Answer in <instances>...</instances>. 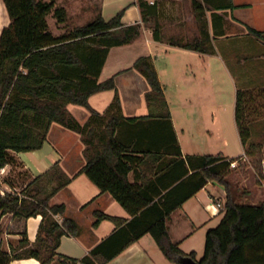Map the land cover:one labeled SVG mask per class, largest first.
<instances>
[{
	"label": "trees",
	"instance_id": "obj_1",
	"mask_svg": "<svg viewBox=\"0 0 264 264\" xmlns=\"http://www.w3.org/2000/svg\"><path fill=\"white\" fill-rule=\"evenodd\" d=\"M2 1L10 23L0 34V169L11 168L3 183L14 189L9 176L18 167L15 155L42 149L51 125L58 124L83 139L85 165L79 173L100 193L110 194L130 220L95 213L94 225L108 220L115 224V232L81 260L57 254L61 238L76 237L79 230L71 219L59 225L53 218L62 215L65 208L51 206L50 201L70 181L56 174L60 168L55 164L19 194L0 196V215L13 214L23 220L42 218L35 247L29 248L23 232L16 249L5 252L0 248V264L24 258L37 259L41 264H108L146 234L173 264H183L185 260L194 264H264V203L242 204L238 190L232 191L228 180L230 164L239 158L228 161L222 154L182 156L163 85L150 58L140 57L132 66L149 86L146 103L158 108L148 116L125 118L121 113L115 77L127 70L98 81L110 49L130 44L140 35L138 26L122 25L124 10L108 21L97 16L84 26L54 37L46 18L52 14L57 23H64L62 8L54 9L53 3L38 0ZM138 6L144 23L156 15L155 6L149 7L143 1ZM191 7L199 37L192 44L178 46L209 54L212 46L205 12L233 6L230 0H191ZM152 29L156 40L155 24ZM249 32L264 39L262 32ZM105 91L115 95L106 116H100L88 99ZM252 96L236 92L234 117L244 153L256 174H260L262 146L247 145L251 133L246 106ZM67 105L86 109L89 120L80 125L66 110ZM130 173L134 183L129 181ZM213 182L224 188L225 204L220 222L205 234L203 256L197 261L194 252L184 254L172 243L167 222L173 212Z\"/></svg>",
	"mask_w": 264,
	"mask_h": 264
},
{
	"label": "crops",
	"instance_id": "obj_2",
	"mask_svg": "<svg viewBox=\"0 0 264 264\" xmlns=\"http://www.w3.org/2000/svg\"><path fill=\"white\" fill-rule=\"evenodd\" d=\"M38 1L53 3L54 9L64 10L65 21L59 24L60 27L67 25V16L82 18L93 8L92 0ZM141 1L149 7H156V15L148 18L146 23L138 6ZM230 1L233 9L220 11L207 9L205 12L212 46L209 54H200L178 46V44H192L199 37L191 0H99L98 2L97 16L108 21L124 10L122 25L138 26L140 30L139 37L132 43L110 49L98 81L103 82L116 73L127 70L115 77L121 113L125 118L148 116L152 108L154 110L158 108L146 103L145 94L149 91V86L139 71L132 69V66L138 58L149 57L163 85L172 128L183 157L222 154L228 161L241 157L231 159L225 147L224 149L220 147L222 134L215 115L219 110L215 83L219 79L222 65L227 67L236 82L235 93L241 90L252 95V91L264 88V39H258L249 32V29H253L264 34V0ZM4 7L3 1L0 0V32L7 23H10L6 19L8 15ZM154 24L158 30L156 40L153 38ZM66 30H70L69 27ZM62 31L64 30H58V32ZM166 88L172 90L170 99L167 98ZM114 95L113 91L101 92L92 95L88 103L100 116H106ZM172 104L176 106V111ZM144 107L148 109L144 111ZM246 108L247 113L250 112L248 105ZM82 109L84 108L75 105L66 106L68 113L80 125H84L90 118V113ZM206 114L212 116L209 124L205 122L208 116ZM260 122L263 123V120ZM234 125L237 132L235 117ZM252 125L253 122L250 121L248 126L251 138L247 145L252 143ZM241 148L244 150L242 145ZM84 149L85 145L80 135L65 130L58 124H52L42 149L15 155L18 167H15L9 176L15 192L19 194L25 185L46 174L58 164L60 172L56 174L63 180L70 181L50 201L51 206L63 205L65 208L62 215H55L53 218L57 223H62L66 218L73 220L79 233L76 237H62L56 253L76 260L87 256L116 230L115 224L108 220L94 225L95 213L130 220V216L110 194L100 193L83 173H79L85 165ZM214 150H217L216 154ZM165 161L168 159L165 158ZM54 178L57 180L56 176ZM128 178L134 183L132 173ZM225 196V190L221 185L215 182L209 183L172 213L167 222L169 237L184 254L195 252L193 240L195 237L205 239L207 226L214 219L218 218L217 223L220 222L222 214L216 209V204L220 203L224 206ZM41 220L40 216L23 220L15 218L13 214L0 215V248L5 252H10L11 248L16 249L23 232L26 233L29 248H34ZM10 264H41V262L34 258H24L14 260ZM108 264L173 263L166 260L152 237L146 234Z\"/></svg>",
	"mask_w": 264,
	"mask_h": 264
},
{
	"label": "rangeland",
	"instance_id": "obj_3",
	"mask_svg": "<svg viewBox=\"0 0 264 264\" xmlns=\"http://www.w3.org/2000/svg\"><path fill=\"white\" fill-rule=\"evenodd\" d=\"M92 2L93 8L84 17L75 19V17L69 15L67 16V25L63 27L59 26L57 18H54L52 14L51 16H48L46 21L51 34L54 36H61L67 34L74 28L84 26L94 20L98 15L97 7L99 0H92ZM6 19L9 20L7 17ZM8 25L9 23H7L4 28ZM68 27L70 30H66ZM60 29H63L64 31L58 32ZM227 72V67L225 68V66L222 65L219 73V79H217L215 83V96L218 95L219 97V110L216 111L215 115L221 126L220 133L222 134L220 147H223V149L225 147L227 155H229L231 159L241 156L239 161L236 162L235 167H230L231 173L228 176V180L233 186L232 191L235 189L238 190V201L242 204L259 205L264 203V88L252 91L253 96L249 98L250 101L248 102L250 110L249 119L253 122L251 142L262 146L263 161L261 163V173L256 174L250 165V159L245 155L244 150L241 148L238 135L235 130L234 105L236 101V93L234 87L236 82L232 79L231 74ZM166 89L167 98L170 99L172 90L169 88ZM210 92H212L211 89ZM247 99L248 96H246V100ZM172 107L174 111H176V106L172 104ZM147 109V107H144V111ZM152 111H154L153 108ZM207 115L208 114H206V116ZM211 118L212 116L209 114L205 118V122L209 124L212 120ZM260 120H263V123L260 122ZM225 141L226 143H224ZM215 151L217 150H214V153L216 154L217 152ZM221 211L222 210H220V212ZM217 221L218 218L214 219V221L207 226V230L215 228L218 225ZM193 247L196 260L199 261L203 256L204 239L195 237L193 240Z\"/></svg>",
	"mask_w": 264,
	"mask_h": 264
},
{
	"label": "built area",
	"instance_id": "obj_4",
	"mask_svg": "<svg viewBox=\"0 0 264 264\" xmlns=\"http://www.w3.org/2000/svg\"><path fill=\"white\" fill-rule=\"evenodd\" d=\"M236 165V162H232L230 164L231 168H234ZM11 168L9 166H5L3 168L0 169V196H3L5 193H11L14 194L15 190L11 189L8 185H6L5 183H3V179H5L9 172H10ZM224 206L222 207V205L220 203L216 204V209L220 212V210H223ZM59 225L61 224V222H58Z\"/></svg>",
	"mask_w": 264,
	"mask_h": 264
},
{
	"label": "water",
	"instance_id": "obj_5",
	"mask_svg": "<svg viewBox=\"0 0 264 264\" xmlns=\"http://www.w3.org/2000/svg\"><path fill=\"white\" fill-rule=\"evenodd\" d=\"M183 264H194V263H192V262H190V261H186V262H184Z\"/></svg>",
	"mask_w": 264,
	"mask_h": 264
}]
</instances>
